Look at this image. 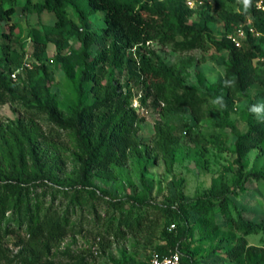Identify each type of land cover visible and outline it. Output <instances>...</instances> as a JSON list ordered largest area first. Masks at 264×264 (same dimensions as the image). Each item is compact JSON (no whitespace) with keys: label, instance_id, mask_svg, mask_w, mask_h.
Returning a JSON list of instances; mask_svg holds the SVG:
<instances>
[{"label":"trees","instance_id":"trees-1","mask_svg":"<svg viewBox=\"0 0 264 264\" xmlns=\"http://www.w3.org/2000/svg\"><path fill=\"white\" fill-rule=\"evenodd\" d=\"M257 1L211 0L193 10L184 0H0V26L6 29L0 31L5 42L0 45V108L8 104L18 114L15 119L0 118V242L13 237L19 248L11 256L0 243V264H89L91 255L68 252L66 263L51 258L61 240L81 232L87 216L94 226L101 224L96 234L100 245L106 237L134 236L151 248L148 261L154 251L177 250L181 264H199L191 249L197 233L202 243L217 238L210 254L224 249L232 264H264V245L247 243V237L263 227L247 219L233 200L247 191L249 180L263 178L246 170L244 160L253 150L259 152L257 157L264 153V119L249 111L252 99H264V11L256 8ZM238 4L242 11L234 8ZM18 7L38 19L43 12L53 15V25L38 21L29 30L33 54L42 61L47 44L55 46L53 65L61 66L73 84L75 102L58 101L48 91L44 63L19 72L17 79L24 74V83L11 78L23 63L22 54L10 45L19 40L17 25L10 24ZM95 12H103L102 27L99 34H90L89 17ZM192 15L196 19L189 23ZM216 19L223 29L220 39L209 28ZM240 26H245L246 35L236 46L228 36ZM73 38H81L82 50L64 53ZM92 43L99 45L94 59L89 54ZM153 44L182 54L210 49L225 54L223 76L203 90L189 85L192 60L169 65ZM118 68L124 71L123 82L102 85L105 75ZM198 76L202 85L205 78ZM89 92L91 103H87ZM135 98L142 107L160 110L151 147L143 151L137 134L144 117L132 107ZM245 101L239 113L245 130L238 132L229 117ZM209 115L218 117L213 124L218 130L210 135L200 132L199 126ZM39 119L47 121L45 132L37 124ZM226 128L235 137L230 152L238 167L226 168L195 198L185 197L183 180L164 203L151 200V183L146 180L137 194L120 199L92 181L114 179L112 169L133 154L143 162V172L150 160L158 158L171 172L182 139L192 146L187 156L208 172L209 147L229 150ZM63 142L73 150L66 187L58 181L65 158ZM99 210H104L103 216ZM171 224L173 230L168 229Z\"/></svg>","mask_w":264,"mask_h":264},{"label":"rangeland","instance_id":"rangeland-1","mask_svg":"<svg viewBox=\"0 0 264 264\" xmlns=\"http://www.w3.org/2000/svg\"><path fill=\"white\" fill-rule=\"evenodd\" d=\"M234 8L238 11L243 10L241 4L235 5ZM69 13L70 16H72L71 10ZM194 16L195 15H192L190 17L189 23L196 19ZM213 16L216 17L215 12H213ZM102 17L103 12H95L89 17L90 29L88 33H100ZM38 21L43 25L51 26L54 23V17L50 13L43 12L38 19L36 15L21 12L18 7L11 18L10 24L17 25L15 33L16 35L18 34L19 40L17 42L13 40L10 42V45L12 49H16L18 53L22 54L23 61L26 60L30 64V68L27 70H33L42 63L47 66L49 78L47 88L48 91L55 96L56 100L61 102H75L76 95L73 84L68 81L66 73L61 66L55 67L53 65L52 60L56 54L55 46L52 43L47 44L42 61L34 57L33 44L29 38V30L36 27ZM209 28L215 39L221 38L223 29L219 20L216 19L215 22L209 24ZM0 31H6L4 25L0 26ZM3 43L5 42L0 37V45ZM152 47L169 65L179 63L186 59L192 60V65L189 67V78L187 79L189 85L199 87L203 90L207 83L214 82L223 76L224 67L221 65V61L225 58V54L219 55L212 49L207 52L194 50L182 54L172 51L170 47H162L157 44H153ZM82 48L83 44L81 38H73L69 42V49L64 53L80 51ZM98 51L99 45L92 43L89 47L91 59L96 57ZM16 71H18L17 74L23 73L20 69H16ZM113 72L114 74L111 76L105 75L101 80L102 85H106L108 82L113 85H119L123 82L124 71L118 68L114 69ZM17 74L14 82L24 83L26 79L25 75L23 74V76L21 75L20 78L17 79ZM198 74L205 78L202 85L198 81ZM89 86H87V88ZM254 93V90L250 92L251 97H253ZM134 100L132 101V107L141 117H144V122L141 124L137 134L140 149L143 151L145 148L151 147L154 133L153 125L158 120L160 110L145 108L141 105L140 107H136ZM92 101H94V98L89 92L87 103H91ZM252 102V106H259L260 104H264V99H252ZM246 103L245 101L238 104L234 113L229 117V121L235 125L236 131L238 132H243L245 130V125L241 122L239 113L245 108ZM17 115L18 114L14 112L12 107L8 104L0 108V118L3 121L15 119ZM260 118L264 119V108H261L259 117H257V119ZM216 121H218L216 115H209L207 119L200 122V132L209 135L216 133L218 129L214 128L213 125ZM37 124L42 131H46L48 127L46 120L39 119L37 120ZM224 132L227 138L225 144L229 150L219 152L216 147H209L208 156L210 170L208 172H204L197 168L192 156H187V152L192 149V146H189L185 143V139H182L181 147L171 172L166 170L160 158L150 160L146 167V171L143 172V162L137 155L133 154L125 163L112 169V172L116 175L114 179L94 177L92 181L96 187L108 191L113 198L120 199L137 194L142 189V180H146L151 183V200L155 203H164L167 202L170 195L176 193V183L179 180H183L182 189L185 197L187 199L195 198L210 187L213 178L220 173H225L226 168L235 171L238 167L234 162L235 156L230 152L235 137L229 128L224 129ZM62 145L64 147L62 155L65 158L58 181L60 183L59 185L66 187L69 180L67 175L72 169V162L70 159L73 150L66 142H63ZM258 154L259 152L257 150H253L249 153L247 158L244 159L246 162V170L252 169L257 173H261L263 178L260 180H249L246 184L247 191L238 198H233V200L247 219L262 225L263 229L259 230L258 233L247 237L248 244L261 246L264 245V153L257 157ZM228 181H230L229 178ZM49 201L48 199V202ZM99 211L101 212V216H103L104 210ZM75 219L78 220V216H76ZM195 219L196 215L192 214L191 221ZM82 221H84L85 224L82 225L81 232L75 236H66L61 240L53 250L52 259L66 263L68 260L66 255L69 252L71 254L91 255L92 260L88 258L89 264H116L117 262L121 264H147L151 248L146 246L141 239L130 235L121 240L106 237L102 245H100V238H98L96 234L101 224L94 226L91 216L83 218ZM87 221H89V223ZM193 239L191 249L196 251L194 259L199 264H232L225 256L224 249L215 254H210V250L217 242V238L202 243L198 240L199 235L195 233ZM0 243L4 248L8 249L11 256L18 254L19 248L14 244L15 238H4Z\"/></svg>","mask_w":264,"mask_h":264},{"label":"built area","instance_id":"built-area-1","mask_svg":"<svg viewBox=\"0 0 264 264\" xmlns=\"http://www.w3.org/2000/svg\"><path fill=\"white\" fill-rule=\"evenodd\" d=\"M184 2L189 9L197 10L199 8H202L206 4H210L211 0H184ZM255 6L257 9L264 11L262 0H258L255 3ZM246 25H250V22L248 21ZM249 32L255 35L256 37L259 36V33L254 31L253 28H249ZM245 35H246L245 26H240L233 35L228 36V39H230L236 46H239L240 41L244 39ZM28 68H30V64L26 60H24L19 69L22 71L23 69H28ZM17 72L18 71L11 74L12 79L16 78ZM138 98H135L134 100L136 107H140ZM174 228L175 225L171 224L169 225L168 229L173 230ZM180 258H181V254L177 250H173V251L170 250L168 253L165 254L154 251L151 253L149 257L148 264H181Z\"/></svg>","mask_w":264,"mask_h":264},{"label":"clouds","instance_id":"clouds-1","mask_svg":"<svg viewBox=\"0 0 264 264\" xmlns=\"http://www.w3.org/2000/svg\"><path fill=\"white\" fill-rule=\"evenodd\" d=\"M261 108H264V104H260L259 106H252L249 111L257 115L259 117V113L261 112Z\"/></svg>","mask_w":264,"mask_h":264}]
</instances>
